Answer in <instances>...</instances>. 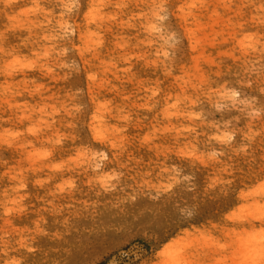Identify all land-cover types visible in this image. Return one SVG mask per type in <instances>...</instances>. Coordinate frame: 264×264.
<instances>
[{
    "label": "rangeland",
    "instance_id": "obj_1",
    "mask_svg": "<svg viewBox=\"0 0 264 264\" xmlns=\"http://www.w3.org/2000/svg\"><path fill=\"white\" fill-rule=\"evenodd\" d=\"M14 2L29 4L31 0ZM90 2L132 5L102 7L92 29L104 42L97 53L99 63L94 56L88 65L101 77L99 93L84 100L83 88L64 87L62 77L72 74V65L80 62L79 53L53 56L42 66L18 71L6 70L5 58L0 56V139L9 135L12 140L21 139L16 133L22 137L18 147L5 149L0 144V260L17 258L19 250L23 259L31 256L33 264L40 260L44 264H161L162 260L166 264H218L217 244L225 230L231 233L228 239L239 245L264 229V195L250 192L259 175V140L254 141L256 149L249 146L261 125L259 115L252 116V106L262 94L264 10L259 5L264 0H165L196 7L173 10L158 23L154 11L144 7L156 0ZM7 3L0 0V5ZM75 23L79 29V21ZM36 25L20 9L0 7V32L8 27L13 49L24 56L62 44L53 36L44 41L46 33ZM129 57L132 67L139 68L135 78L125 75ZM165 65L174 76L176 68L183 69L178 77L183 83L171 82ZM209 79L233 85L230 91L242 95L235 99L205 96L199 83ZM181 93L189 99L199 96L192 106L195 115L203 112L209 119L207 137L202 132L197 146L220 153V167L201 166L178 154L192 141L184 133L185 121L191 117L172 115L170 98ZM77 111L87 112V120L74 117ZM255 111L259 112L258 106ZM33 123L45 125L38 135L27 131ZM213 124L219 134L232 136L229 151L215 146ZM122 132L132 141L131 164L125 161L127 166L111 168V157L99 169L71 162L78 141L92 135L95 143L96 134L107 139ZM148 135L158 143L145 146L142 138ZM61 137V145H50L53 138ZM45 151H51V156L36 159L49 163L34 164L30 170L27 155ZM99 151L112 150L101 143ZM6 161L24 165L17 169L16 180L5 178ZM233 163L236 169L230 167ZM57 164L63 168L57 169ZM121 167L123 173L113 181ZM177 168L188 179L179 193L165 198L160 188L168 183V170ZM19 179L28 184L26 190L18 188ZM37 180L44 186H38ZM59 183H67L69 190L56 193ZM105 184L111 188L105 189ZM5 189L11 199L19 191L25 200L24 211L11 218L2 209ZM194 203L197 211L185 215V207ZM229 215L234 218L227 220ZM29 248L36 254L29 253Z\"/></svg>",
    "mask_w": 264,
    "mask_h": 264
},
{
    "label": "snow or ice",
    "instance_id": "obj_2",
    "mask_svg": "<svg viewBox=\"0 0 264 264\" xmlns=\"http://www.w3.org/2000/svg\"><path fill=\"white\" fill-rule=\"evenodd\" d=\"M0 7H8L10 9H20L22 13H27L31 17V19L37 21V29H42L44 33L43 36L44 41H48L50 36H53L56 40H60L62 42L61 45L52 44L48 47H41V49L37 52L30 53L28 56L22 55L20 52H17L13 49L10 42V29L5 27L3 32H0V56H3L6 61V70H16L18 71L21 67L27 68H36L42 66L44 63H47L50 58L55 56L56 58H60L64 56V54L68 52L79 53L80 62L78 64L72 65V74L65 75L62 77L66 81L64 87L66 89L71 88H83L84 89V100H87L90 94H97L101 91V77L99 74L95 73L93 69L89 68V61L92 58L96 57V62L99 63L98 52L102 51L103 48V40L97 35L96 32H93L92 29L96 26L99 21V12L102 7L104 8H126L132 7V5L128 4H116V5H99L95 2H90V0H31L29 4H20L15 3L14 0H8L7 5H0ZM144 7L149 8L154 11L157 23L160 20H164L167 18V15L175 10L182 11L187 7H196V5H187V4H178L176 2L167 3L165 0H156L155 3L144 5ZM235 7V6H233ZM242 7H249V5H243ZM261 10H264V2L259 5ZM10 20L13 18H9ZM75 21H79V29H77V24ZM264 22V21H262ZM155 28V25H152ZM79 34V40H76V36ZM264 39V37H262ZM77 44L79 47H77ZM59 48L60 51L57 53L55 51L56 48ZM251 47V46H249ZM262 56H264V51H262ZM166 57L170 54H164ZM133 58L129 57L127 63L124 65L125 67V75L135 78V72L139 71V68L132 67ZM77 69H79V73H77ZM176 75H173L172 71L168 70V66L165 65V75L172 77V81L174 83H183L180 74H182L183 69L176 68ZM86 76V81H85ZM252 79L253 84L255 83L254 78ZM233 85L225 84L223 81H216L209 79L207 82L201 81L199 83V88L203 92L205 96L213 95V96H223V97H231L235 99L242 95V92L239 91H230V88ZM155 87V85H153ZM259 91L262 93L260 95V99L257 103H253V111L252 116L259 115L261 120V125L259 128V133H254L252 136V141L250 143V147L252 149H256L257 145L254 143L255 140H259V152L261 155L258 159V168L259 175L254 179V182L250 188V192H258L261 195H264V67L261 68L260 75V87ZM253 95L256 94L254 91ZM103 98V97H100ZM199 100V96H195L193 99H189L187 93H181L179 96H174L170 98L172 115L180 116L188 118L191 117L190 120L186 119V123L188 126L184 129L185 136H191L192 141H190V147L187 150L180 149L179 155L186 158L188 161H196L201 166L207 165L208 167H220L221 165L218 163V157L221 155L220 153L210 150L208 147H204L203 151L197 146L199 143V138L201 133H204L205 138L207 137L208 125L207 120L209 119L203 112H201L198 116L195 115L196 109L192 106L197 103ZM94 102V101H93ZM113 103H116L114 100ZM235 107V105H231ZM259 107V112L257 113L255 109ZM145 107H150V105H145ZM215 107L221 108L223 105L216 104ZM64 111L63 108L60 109ZM244 111L243 107L240 109ZM43 112V109H40ZM123 111H127V109H123ZM159 111V110H157ZM168 109H165L167 113ZM74 117H79L84 119L85 121L88 118L87 112L77 111L74 114ZM129 123H131L133 117H127ZM78 123V120H75ZM45 125L43 123L36 124L33 123L31 127L27 128V131L33 133V135H38ZM213 131L216 132V135L212 137L213 141L218 142L216 147L224 146V151H229L232 147V136L225 133L224 135L219 134V131L216 129V125H212ZM17 137L21 139L12 140L11 135L9 138L0 139V144H3L5 149L18 147L21 143L22 137L20 133H16ZM69 138L71 139V133ZM95 143L93 142V136L90 135L87 141L80 140L78 141V150L74 151L71 154V162L78 163L82 167H91L99 169L100 164L102 162L107 163L109 158L111 157V164L108 165L111 168H115L117 164H121L127 166V164L132 163V158L129 155L131 150L130 145L132 141L127 137L125 133H120L118 136H112L107 139L100 137L98 134L94 135ZM142 142L145 146H151L152 144L158 143L156 139H154L151 135L145 136L142 138ZM50 145H61L63 143V137L61 139L51 140ZM101 143L107 145L111 148L110 152H101L99 148ZM43 156L48 157L51 156V151H45L43 153H35L33 152L31 155H27V167L31 170L34 166H39V163H49V161H37V157ZM247 153L245 154V158ZM25 158L22 155L21 159ZM245 158H241L240 163L242 166L246 167ZM163 159V157H162ZM65 164L69 163V161H65ZM7 171H5V178L7 179L9 176L16 180L18 177L17 169H22L24 165L15 164V162L9 163L5 162ZM57 169H62L63 165L57 164ZM230 167L232 169H236L237 165L235 163L231 164ZM169 179L168 183L163 185L160 188L161 193L165 194V198L167 196L172 195L173 192L179 193L180 190L184 186V181L188 179L187 176H184L183 173L177 169H169ZM117 174L112 176V180L115 181L119 178V175L123 173V167L116 170ZM51 180V177H49ZM38 186H44V182L41 180L36 181ZM19 189H27L28 184L23 180L19 179L18 182ZM47 187H51L49 183ZM71 187H74L71 186ZM70 186L67 183H59L56 185L55 192L61 193L68 191ZM105 189H110L111 185L105 184ZM55 195V193H53ZM4 202L2 204L3 211L7 214L8 218H11L13 215H18L24 211L25 200L22 198L21 193L17 191L15 193V199H11L9 196L8 189L4 190ZM195 211H197V205L194 203L191 208L185 207V215H191ZM234 218L233 215H229L227 220H232ZM231 233L225 232L221 235V241L217 244V248L219 249L218 255L221 257V260L218 264H264V229L257 234H250L246 238V242L243 244H237L235 240L230 241L228 236ZM29 253L36 254V250L33 248H29ZM16 257L8 256L6 261L0 260V264H33V260L31 256L29 259H23L24 253L17 250ZM37 264H44L43 260L37 262ZM51 264V261H49ZM68 264H75L73 261H68ZM180 264H183L181 261Z\"/></svg>",
    "mask_w": 264,
    "mask_h": 264
},
{
    "label": "clouds",
    "instance_id": "obj_3",
    "mask_svg": "<svg viewBox=\"0 0 264 264\" xmlns=\"http://www.w3.org/2000/svg\"><path fill=\"white\" fill-rule=\"evenodd\" d=\"M161 264H166V262L162 260V261H161Z\"/></svg>",
    "mask_w": 264,
    "mask_h": 264
},
{
    "label": "bare ground",
    "instance_id": "obj_4",
    "mask_svg": "<svg viewBox=\"0 0 264 264\" xmlns=\"http://www.w3.org/2000/svg\"><path fill=\"white\" fill-rule=\"evenodd\" d=\"M77 29H78V27H77ZM77 37L79 38V34L76 36V40H77ZM57 41V40H56Z\"/></svg>",
    "mask_w": 264,
    "mask_h": 264
}]
</instances>
